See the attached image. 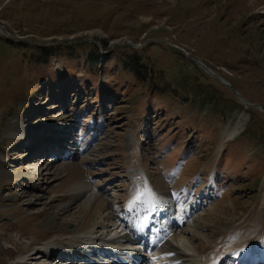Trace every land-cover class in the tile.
<instances>
[{"label":"rangeland","instance_id":"obj_1","mask_svg":"<svg viewBox=\"0 0 264 264\" xmlns=\"http://www.w3.org/2000/svg\"><path fill=\"white\" fill-rule=\"evenodd\" d=\"M0 25V172L13 176L0 174V264H22L30 242L40 250L80 224L76 183L62 198L50 192L66 164L99 186L104 217L113 213L105 223L143 184L166 209L161 225L188 213L167 208L173 196L198 200L187 232L174 233L181 249L191 237L210 264L254 252L264 236V0H0ZM52 141L55 159L39 156ZM48 164L46 176L36 170Z\"/></svg>","mask_w":264,"mask_h":264},{"label":"bare ground","instance_id":"obj_2","mask_svg":"<svg viewBox=\"0 0 264 264\" xmlns=\"http://www.w3.org/2000/svg\"><path fill=\"white\" fill-rule=\"evenodd\" d=\"M208 73L213 75V73ZM220 81L226 83L224 80L222 81L220 79ZM240 120L232 129L230 135H228L229 138L237 134L242 128L243 122H240ZM49 167H51L50 164L40 165L36 170L41 171L42 174H45L46 176L51 171ZM64 167V170H61V168L58 167V169H55V171L51 173L52 178H55L57 180L58 178L62 177L64 180L61 181L59 185L50 188V192L54 191V188L57 187L59 189L54 191V196H60V198H62V196H65L67 194H65V186H67L69 182L76 183L75 188L83 198V202L81 204V212H79L82 218L80 224H77V226L72 231H64V233L59 234L60 232H62L60 230L59 233L53 234L44 243V247H41L42 249L40 250H37L38 245L40 244L30 242V245H28L27 247L28 249L26 248V251H24L23 253L20 263L23 264V262L25 263L26 261L31 259L34 261L41 258L50 259L51 257H54L55 262L57 261L62 264H116L117 262L119 264H128L130 263L128 261H131V259H133V263H135L137 261H141L146 256L151 255L154 257V254L157 252L159 253V257L157 259H160V257L162 258V260H159L157 264L211 263L209 262L211 260V256H201L196 253L195 248H193L194 246L192 247L191 237L181 236L185 244V248L188 251L181 249L175 243L176 237L174 236V233L176 230H180L181 225L176 226L167 234H164L161 229L152 228V226H150V228H147L144 221H146V219L148 218H150L149 220H151L153 217L154 222H157V217L155 218V215H160L164 210L160 208L161 202L158 204L155 199L154 201L158 204L156 208L160 209L156 210L152 208L151 204L153 202L152 198L154 197V195L151 194L153 195V197L151 198L146 185L139 184L135 186L134 196L132 202L130 203L132 204L131 215L129 214V211L127 213H125L124 211L121 212V216H123V218L115 214L114 221H112L111 223H105L104 221L106 218H113V213L109 212V214L104 217L103 212L107 210L109 203L108 201H105L102 198L96 197L94 195V189H98L99 186L91 185L87 180L88 175L84 174L83 171L79 169L80 167L78 168L69 164H66V166ZM25 172H27V169L24 168L20 174L21 176H17H25ZM22 173L24 175H22ZM0 174L5 179L13 178V176L8 173L0 172ZM89 177H91V175ZM147 186L150 189L149 191L152 190L153 192V189L148 184V182ZM173 197L175 199V204L180 205L183 208V211H188V213H186L184 216L181 212L182 217H185V221L188 223L189 219H191L193 215L196 216L197 214V210L199 207L198 200H194L187 194H183L179 197ZM53 200H55L54 197L52 201ZM164 202H166V200ZM168 204V207L172 206L171 202H168ZM68 210L69 208L65 211H57L56 216L58 217L60 215H63L64 212H69ZM78 211L80 210L78 209ZM157 212L158 215L156 214ZM76 218H78V216H75V219ZM128 219L133 221V225H131V227L133 226L132 229H130L129 223L126 222ZM52 223L53 218H50L44 223L43 228H51ZM70 223L67 222L63 229H67V227L71 226ZM184 223H182V226ZM167 225L168 224L165 221V225L163 226L167 227ZM181 232L185 233L187 231L183 230ZM167 237H169L171 240ZM202 237H204L208 243L213 241L212 239L206 238L205 236ZM125 241L129 243L126 246L134 245L131 243H133V241H136L138 243V248H133L132 250H130L129 248L123 247ZM255 250L257 252H254L252 256L257 254H260L262 257L264 256V236L256 242ZM57 251L62 252V254H66L67 256H57L56 254H54ZM120 256L129 258V260H126V262L122 261L121 263L119 261ZM252 256L248 258H252Z\"/></svg>","mask_w":264,"mask_h":264},{"label":"water","instance_id":"obj_3","mask_svg":"<svg viewBox=\"0 0 264 264\" xmlns=\"http://www.w3.org/2000/svg\"><path fill=\"white\" fill-rule=\"evenodd\" d=\"M2 29H3V26L0 25V30H2ZM196 63L199 64L202 68H204L207 72H210V70L203 63H201L200 61H196ZM210 73H212V72H210ZM213 76H217V75H215L213 73ZM218 80H220V79L218 78Z\"/></svg>","mask_w":264,"mask_h":264}]
</instances>
